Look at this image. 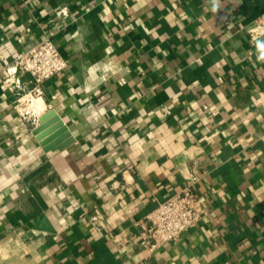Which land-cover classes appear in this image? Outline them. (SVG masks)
Masks as SVG:
<instances>
[{"label":"crops","instance_id":"crops-1","mask_svg":"<svg viewBox=\"0 0 264 264\" xmlns=\"http://www.w3.org/2000/svg\"><path fill=\"white\" fill-rule=\"evenodd\" d=\"M263 13L264 0H0V264H264V36L248 33ZM45 40L68 66L43 84L42 116L73 138L50 152L3 75ZM45 163L33 182L53 232L24 181ZM189 186L202 219L142 247L139 223Z\"/></svg>","mask_w":264,"mask_h":264},{"label":"built area","instance_id":"built-area-1","mask_svg":"<svg viewBox=\"0 0 264 264\" xmlns=\"http://www.w3.org/2000/svg\"><path fill=\"white\" fill-rule=\"evenodd\" d=\"M253 41L264 36V13L248 30ZM68 64L57 45L45 40L27 52L14 55L4 67V81L15 89L16 105L20 116L38 125L39 113L33 108L34 99H42L44 83L62 73ZM29 74L32 87L26 91L22 75ZM197 178L193 179L195 182ZM204 214L201 201L191 186L167 198L139 223L140 244L150 252L178 240L182 234L192 230ZM96 218H94L95 220Z\"/></svg>","mask_w":264,"mask_h":264},{"label":"water","instance_id":"water-1","mask_svg":"<svg viewBox=\"0 0 264 264\" xmlns=\"http://www.w3.org/2000/svg\"><path fill=\"white\" fill-rule=\"evenodd\" d=\"M40 124L34 129V135L40 141L43 149L46 152L63 150L73 142L71 133L68 127L63 123L59 115L55 111H50L39 119ZM52 126L51 135H48L49 127ZM50 167V163H45L30 175H28L24 181L27 184L32 196L30 202L34 208V212L31 214V219L34 220L36 228L40 230H47L53 232V228L49 223L45 210L47 205L41 197L39 191L34 185L33 179L47 170Z\"/></svg>","mask_w":264,"mask_h":264},{"label":"bare ground","instance_id":"bare-ground-1","mask_svg":"<svg viewBox=\"0 0 264 264\" xmlns=\"http://www.w3.org/2000/svg\"><path fill=\"white\" fill-rule=\"evenodd\" d=\"M33 103L34 110L39 113V116H42L45 109V104L42 102V99H34Z\"/></svg>","mask_w":264,"mask_h":264}]
</instances>
